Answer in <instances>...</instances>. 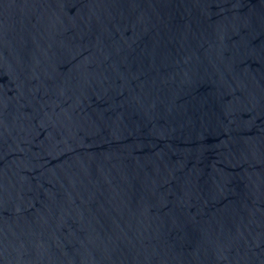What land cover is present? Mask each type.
<instances>
[{
  "label": "water",
  "instance_id": "1",
  "mask_svg": "<svg viewBox=\"0 0 264 264\" xmlns=\"http://www.w3.org/2000/svg\"><path fill=\"white\" fill-rule=\"evenodd\" d=\"M0 264H264V0H0Z\"/></svg>",
  "mask_w": 264,
  "mask_h": 264
}]
</instances>
